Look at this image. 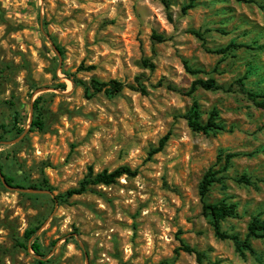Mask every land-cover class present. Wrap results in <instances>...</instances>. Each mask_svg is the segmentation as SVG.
<instances>
[{
  "label": "rangeland",
  "instance_id": "obj_1",
  "mask_svg": "<svg viewBox=\"0 0 264 264\" xmlns=\"http://www.w3.org/2000/svg\"><path fill=\"white\" fill-rule=\"evenodd\" d=\"M167 2L165 10L161 0H0V172L39 188L0 183V264H264V239L249 240L253 254L218 239L198 194L207 170L220 172L205 200L235 204L221 230L239 242L253 218L264 220V109L236 84L252 70L246 90L264 92V0H196L185 12L188 0ZM138 76L144 94L88 97L69 80L137 89ZM208 79L221 89L188 94ZM35 101L45 128L29 132ZM193 102L203 123L216 111L224 131L192 132L182 116ZM225 155L236 157L223 171ZM121 166L137 176L53 201L89 170ZM179 241L194 253L176 252Z\"/></svg>",
  "mask_w": 264,
  "mask_h": 264
},
{
  "label": "trees",
  "instance_id": "obj_2",
  "mask_svg": "<svg viewBox=\"0 0 264 264\" xmlns=\"http://www.w3.org/2000/svg\"><path fill=\"white\" fill-rule=\"evenodd\" d=\"M196 0H188V4L182 8V11L185 12L186 10L194 8ZM236 2H243V3H254V0H235ZM162 5L164 6L165 10L168 9V2L167 0H161ZM192 34L197 37L198 39L202 40V34L198 31H193ZM152 40L156 42H162L164 41V37L161 35H157L155 33L152 34ZM233 46V45H232ZM58 53H61V50L59 48L55 49ZM223 50H221V53ZM220 53V52H219ZM143 67L145 68H153V64L150 63L148 60H144L142 62ZM185 69H189L187 66H185ZM189 73H197L195 71H189ZM252 74V70H247L246 74L239 80L236 81V84L239 86V90H241L242 93H244L248 99H250L254 105L257 108L264 109V101L261 102H256V98L264 99V92H260L259 94L251 92V90H246L245 85L243 83L244 80L248 78L249 75ZM140 78L142 76H138L134 78V83L138 87L137 89L134 88L133 86H126L123 85L122 83L116 81V80H110L108 82H100L95 79H91L88 86L75 78H69L70 82L76 86H82L85 95L88 97L92 96L95 93H99L103 91L105 94L108 95H118L121 93V91L124 88H129L130 90L139 92L141 94H144L145 91L143 87L141 86L140 83ZM62 86L61 88H63ZM201 88L206 91H216L221 88H219L216 85V82L212 79L208 80H198L192 83L188 94L193 93L196 91V89ZM92 90L93 92L88 95L89 90ZM33 111L35 114V117L30 122V127H29V132L33 130H43L45 128V123L42 118V110L38 107V101H35L33 104ZM17 114H14L13 117V122L15 123L17 119ZM217 117L216 111H212L206 122L203 123L200 120V112L198 109V105L196 102H193L189 110L182 116V118L185 120L188 128L195 133H202L205 135H208L210 133H215L217 134L219 131H224V128L216 124L215 120ZM15 125V124H14ZM13 125L12 129H15L16 133H22V129L16 128V126ZM0 131H1V136L0 140H3L4 135L7 133V130L4 125H0ZM168 140V135L163 136L157 143V146L153 149L150 150L149 156L155 155L159 152L162 151L164 148L166 142ZM233 157H236V155H225V165L223 168V171H226L227 164L229 163V160ZM2 169V165L0 164V170ZM220 172L218 171H213L212 169L207 170V172L203 175L199 186H198V194L200 197V200L202 201V212L203 215L208 219L210 222L214 235L221 240H231L235 244V248L238 252L243 253V251H248L249 253L253 254V249L250 246V239H264V220L257 218H253L252 221L248 224L247 226V233L245 236V239L243 242H239L237 237L234 235H228L222 232L221 230V223L227 219V218H236L237 217V211H236V206L235 204H227L225 201H220V202H213V203H208L206 202V196L207 193L209 192L210 187L214 183H221L222 178L217 177V174ZM2 174V173H1ZM3 180L6 186L19 189V190H26V189H31V190H36L39 189L35 185H29V186H24L22 183L18 182L15 177L10 176V175H5L2 174ZM122 176H127V177H135L137 176V170H131L128 167L121 166L116 169H114L111 172H108L106 170H103L99 173L93 174L91 170L88 171L87 175L82 179L78 186L72 189L67 190L63 195L60 196H55L53 198V201L58 202L62 201V199L66 198H71L73 196H81L89 191H91L92 187L96 186H110L116 183V181L121 178ZM238 183L245 184V185H251V182L248 178L245 176H241L238 180ZM0 183L2 184L1 180ZM43 184L45 185L46 190H50L49 186L47 185L46 180H43ZM3 185V184H2ZM35 229L32 228H27L24 231L23 237L26 240H30L31 237L34 235ZM19 246L23 247V244L19 241L16 242ZM180 245L179 248L176 250V252L181 251L184 253H194L191 248L186 246L182 241H179ZM31 250L37 257H43V254L40 251V246L36 241H33L30 245ZM37 264H44L42 260H37ZM159 264H171L170 262L164 260L160 262Z\"/></svg>",
  "mask_w": 264,
  "mask_h": 264
},
{
  "label": "water",
  "instance_id": "obj_3",
  "mask_svg": "<svg viewBox=\"0 0 264 264\" xmlns=\"http://www.w3.org/2000/svg\"><path fill=\"white\" fill-rule=\"evenodd\" d=\"M0 180H1L2 184H3V186H5V187H7L9 189H15V188H11V187H8V186L5 185L1 172H0ZM17 190H19V189H17ZM22 191H25V190H22Z\"/></svg>",
  "mask_w": 264,
  "mask_h": 264
}]
</instances>
